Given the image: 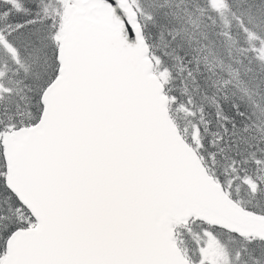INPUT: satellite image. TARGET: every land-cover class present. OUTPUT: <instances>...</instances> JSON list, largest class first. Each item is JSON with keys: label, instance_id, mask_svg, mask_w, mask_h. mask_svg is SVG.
<instances>
[{"label": "snow or ice", "instance_id": "1", "mask_svg": "<svg viewBox=\"0 0 264 264\" xmlns=\"http://www.w3.org/2000/svg\"><path fill=\"white\" fill-rule=\"evenodd\" d=\"M0 264H264V0H0Z\"/></svg>", "mask_w": 264, "mask_h": 264}]
</instances>
